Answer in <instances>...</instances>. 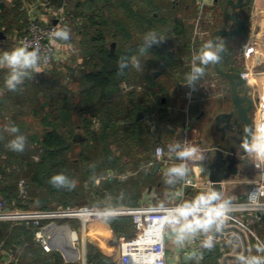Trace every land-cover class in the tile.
Instances as JSON below:
<instances>
[{"label": "trees", "instance_id": "16d2710c", "mask_svg": "<svg viewBox=\"0 0 264 264\" xmlns=\"http://www.w3.org/2000/svg\"><path fill=\"white\" fill-rule=\"evenodd\" d=\"M49 2L56 7H65L67 22L61 27L68 26L74 40L78 39V59L82 63L70 73L56 64L38 83L25 81L16 91H8L7 96L0 97V155L3 153L0 156L3 169L0 172V197L7 205L21 209H29L35 203L40 205L36 209L41 210L54 209L56 205L74 206L82 202L78 198L90 196L95 199L93 204H100L99 207L138 205V187L143 185V180L137 178L132 183L118 177H106L102 187H98L96 178L107 176L109 170L115 174L126 172L124 156L148 154L154 135L151 129L159 126L160 118H165L166 109H162L157 98L153 77H146L143 71L137 72L132 65V59L141 56L139 49L144 44V34L153 29L158 31L161 20L153 14L145 16L139 0H67L65 5L63 0ZM22 7L19 0L0 18L5 33L13 39L24 35L31 23ZM12 14L24 24L8 20ZM165 52L161 44H153L146 55L150 54V58L157 61L164 58ZM121 59L128 62V67L118 74L117 61ZM182 63L186 64L185 61ZM5 80L3 77V83ZM9 101L11 110L17 107L23 111L11 117L12 111L7 109ZM29 104L35 115L44 113L42 123L46 129L42 137L29 136L42 150L40 160L36 162L26 150L23 153L9 150L7 145L13 134L4 131L7 126L4 123L8 122L22 134L24 127L19 126V122ZM140 111L145 112L147 119L137 120ZM78 128L82 129L84 138L73 141ZM75 147L79 150L73 154ZM142 164L141 160H134V165ZM28 168L32 176L28 182L25 180V192L22 193L20 181L23 176L20 173ZM73 168L82 172L86 182L83 191L77 187L78 183L75 188L70 187L76 178ZM61 172L67 177L68 184L53 187L49 183L51 176ZM29 183L46 187L49 198L31 192ZM50 200L56 205H50ZM105 220L118 237L126 234L130 239L136 234L130 233L133 231L130 217ZM35 232L33 226L0 223V238H5L7 248L19 255L21 264H24L23 257L25 264H67L58 250L45 251L36 241ZM87 263L119 264L117 259L102 254L92 244L88 246Z\"/></svg>", "mask_w": 264, "mask_h": 264}, {"label": "crops", "instance_id": "0c3cea01", "mask_svg": "<svg viewBox=\"0 0 264 264\" xmlns=\"http://www.w3.org/2000/svg\"><path fill=\"white\" fill-rule=\"evenodd\" d=\"M17 1L19 0H0V18L3 16V13L11 11ZM20 1L23 3L22 9L28 20L35 19L43 24L54 23L57 20L56 10L59 6L56 7L50 4L49 0ZM63 1L65 5L67 0ZM139 1L141 3L140 10L145 16L153 14L157 19L161 20L158 23V32L165 36V41L161 43L162 48L166 49V52L163 53V59L153 61L150 58V54L136 56L135 58L141 61L142 71L145 72L143 75L153 77V81L156 83L155 92L157 98L160 101L162 109H166V115L165 118L159 119L158 130L153 135L150 152L137 156H124L123 161L127 164L126 172L115 174L113 170H109L107 176L111 179L118 177L119 180L124 182L130 180L132 183L137 178L143 180V185H139L138 187L140 194L138 205L152 204L160 206L180 200L184 176L178 177L168 174L170 167L183 164L180 158L166 164L157 162L155 157L157 145L162 144L165 150L169 152L173 150V142L184 133L185 129L188 128L190 131H193L192 137L197 141L198 152L194 158H191V163L198 166L205 180H208L207 175L202 170V161L206 157L210 143L213 140L211 132L215 117L223 111H228L230 108L231 88L227 79L215 71L213 64L201 65L198 59H195V62L191 61L198 56L202 45L206 41H212L211 37L203 40L195 38L196 19L200 5L199 0ZM225 1L210 0L208 3L207 11L211 12L214 18V22L209 24L211 33L217 29L237 27V24H234L225 15ZM135 7L137 8V6ZM230 11L240 17L246 25L240 33L234 36L220 37V41L226 49V57L219 63V66L224 70H232L243 75L246 84L240 90L244 91L245 88H248L256 106L264 104V47L262 46V41L264 40V0H251L246 6L240 9L230 8ZM14 17L12 14L8 17V20H13L18 25L24 24L23 20ZM1 25L3 24L0 21V52L18 47L19 45L13 41L14 39L11 35L5 33V27ZM143 30H147V28L145 27L144 29L143 27ZM77 42L78 39L75 38L74 40V37L72 38L70 35L69 41L66 43L68 46H71L73 43L75 45L78 44ZM77 46L79 47V45ZM233 51H240L241 53L242 66L240 68H237L235 64L230 62ZM61 59L63 61L62 69L67 73H70L72 69L82 63V60L71 57L69 52L62 54ZM172 60L173 63L175 62L174 65L170 62ZM182 61H186L188 66L187 64L184 65ZM38 64L39 71L32 69L25 70L22 83L25 81L38 83L53 68L45 67L40 55ZM193 66L203 67L204 74L193 84L189 85L185 77L191 72ZM10 73L11 69L0 67V83L2 82L1 84H3L0 87V97L7 96L9 90L5 88L2 79L3 77L7 79ZM213 76L216 78L221 77L225 80L224 86L225 88L228 86L230 89V97L227 91H222V94H219V96H208L210 94L204 82L213 78ZM67 81L66 79L65 83ZM144 113L141 111L137 113L138 121L145 119L146 114ZM79 129L81 128L77 130ZM73 141L75 140L73 139ZM238 153H241V149L238 150ZM244 154H246V151L242 155L238 154V156L240 159L246 161L247 156ZM0 156H3V153ZM134 160H141L143 162L142 166L134 165ZM245 161L244 165L246 164ZM157 164H160L159 168H157ZM193 166L191 165L187 169L192 172ZM245 177L244 171H241L235 178L226 180L224 182V198L231 195L233 193L232 190L235 191L234 188L241 185V181ZM253 180L252 178L250 181L253 182ZM188 192L189 195L186 201L191 202L197 195L203 194L204 190L199 189L196 191L189 189ZM241 192L240 197L238 194L232 195L244 198L246 196L245 191ZM189 220H191V217H189ZM131 223L133 231L131 230L130 233L134 234L135 226L132 221ZM184 223L185 221L181 218L179 223H175L173 220L168 226L166 243L168 264H238L241 258L251 259L253 256H261L260 252L256 250L259 244L255 237L245 235L242 232H229L226 235L227 237L220 241L213 239L214 246L211 249L204 248L202 245L203 241L207 239V233L219 235L221 229L225 231L229 230L227 227L223 228L219 221L213 224L207 233L199 232L194 237L186 239L182 244L177 243V230ZM256 231L260 236L264 237V226H256ZM88 237L90 244L95 246L102 254L117 259L118 263L121 264V243L127 239L128 236L126 234L119 237L116 236L109 223L106 220H100L90 224ZM58 251L62 254L67 264L74 262V260H69L61 250ZM12 258L15 261H12ZM0 264H21L19 255H16L7 248L5 238H0Z\"/></svg>", "mask_w": 264, "mask_h": 264}, {"label": "built area", "instance_id": "2783aa9c", "mask_svg": "<svg viewBox=\"0 0 264 264\" xmlns=\"http://www.w3.org/2000/svg\"><path fill=\"white\" fill-rule=\"evenodd\" d=\"M210 0H199V13L196 19L195 38L208 39L211 37L209 24L214 22L211 12L207 11ZM58 23L43 24L32 19L26 33L14 38L17 45H24L30 50H37L45 67L51 68L56 58L60 55V42L53 38L52 30L60 28L67 22L65 7L56 10ZM264 47V40L262 41ZM1 49V43H0ZM195 62V58L191 60ZM243 76V75H242ZM244 78V76H243ZM245 79V78H244ZM126 88L128 86L125 85ZM256 125H264V104L256 106L254 117V132ZM192 132L185 129L182 136L173 142V150L167 152L162 144H158L155 157L159 163L176 161L179 153L188 147L196 146L197 141L192 137ZM160 150V151H158ZM251 155L255 162V178L251 183L244 198L233 195L227 214L222 217V227L219 235L207 233L206 238L220 241L226 238L229 232H242L245 235L255 237L259 245H264V237L256 231V226H264V161L255 158V154L246 151L245 156ZM183 164L188 168L193 166V171H187L181 186V198L165 205L141 204L137 206H57L50 210L21 209L7 205L0 197V223L12 222L15 225L33 226L36 228V241L47 252L59 250V246L70 244L77 253L76 259H83L87 263L90 224L94 221L105 220L110 217H130L135 226V236L121 243V264H168L167 229L175 219L172 213L182 206L189 195V189L204 190L208 192L211 182L205 180L198 166L191 163V159L185 158ZM20 190L25 192V180L20 182ZM225 193V188H224ZM222 200H228L222 195ZM202 214V213H201ZM200 214V215H201ZM74 221L77 224H71ZM264 257V253H261ZM249 259V258H247ZM12 261H15L12 258ZM18 261V260H17ZM238 264H242L240 261Z\"/></svg>", "mask_w": 264, "mask_h": 264}, {"label": "clouds", "instance_id": "9594fccd", "mask_svg": "<svg viewBox=\"0 0 264 264\" xmlns=\"http://www.w3.org/2000/svg\"><path fill=\"white\" fill-rule=\"evenodd\" d=\"M71 34V29L68 26H63L51 31L50 35L57 41L68 42ZM144 44L139 49L141 55L147 53V49L153 45H159L165 41V36L157 30H149L143 36ZM220 49L215 47L211 40L206 41L197 57L201 65L215 64L220 59ZM39 54L33 49L29 50L23 44L14 47L11 50L0 52V67H7L11 69V73L4 82V86L9 91H16L17 86L22 83V77L25 75V70L32 69L39 71ZM132 65L137 72L142 71V64L139 59L135 57L132 59ZM128 67V62L124 60L117 61L118 74L122 73ZM204 74V68L200 66H193L191 72L185 77L186 82L191 85L200 76ZM14 134L13 138L8 142V149L23 153L26 148V137L19 133V129L15 126H10L7 129ZM246 151L255 154V158L264 161V125H256L252 140L245 145ZM160 151V150H158ZM198 149L195 146L186 148L179 153L181 160L194 158L197 155ZM186 165L180 164L170 167L169 175L183 177L187 173ZM49 183L53 187H60L68 184L67 177L61 172L51 176ZM75 188V182L70 185ZM230 202L222 200L221 193L211 189L206 193L197 195L191 202H185L182 206L175 209L172 216L175 218L174 222L179 223L182 218L185 223L177 230V243H183L186 239L194 237L199 232L207 233L217 221L227 214ZM203 214L202 218L200 214ZM191 217V220H189ZM204 248L211 249L213 239L208 236L203 241ZM257 252L264 253V245L257 246ZM242 264H264V257L253 256L251 259L241 258Z\"/></svg>", "mask_w": 264, "mask_h": 264}, {"label": "water", "instance_id": "95a60500", "mask_svg": "<svg viewBox=\"0 0 264 264\" xmlns=\"http://www.w3.org/2000/svg\"><path fill=\"white\" fill-rule=\"evenodd\" d=\"M251 0H226L224 3L225 15L234 23L237 24L235 28L217 29L212 35L214 46L220 49V59L213 64L215 71L227 79L231 88V105L228 111H223L215 117L212 127V142L207 151L206 157L202 161V170L207 175L211 182V189H214L224 194V182L235 178L241 171L240 164L243 159H240L238 154H243L245 145L252 140V126L249 111L254 102L248 88L241 91V87L246 84L245 79L240 73L232 70L227 71L219 66V63L226 57V49L220 41V37L234 36L240 33L244 27L245 22L232 13V9H240L250 3ZM58 20L53 24H57ZM115 43L113 44V47ZM220 135H219V134ZM230 138V140H228ZM75 141H80V135L74 137ZM238 148L242 149L238 153ZM160 164H157V168ZM3 169L0 167V171ZM203 214H201V217ZM65 256L69 260H76L77 253L70 244H63L59 246Z\"/></svg>", "mask_w": 264, "mask_h": 264}, {"label": "rangeland", "instance_id": "374dc122", "mask_svg": "<svg viewBox=\"0 0 264 264\" xmlns=\"http://www.w3.org/2000/svg\"><path fill=\"white\" fill-rule=\"evenodd\" d=\"M73 37L74 36H72V38ZM77 45L78 44L75 45V43H73V44H71V46L70 45L68 46V44L66 42L61 41L60 42V47H61L60 55L56 58V60L53 63L52 67H54L56 64L59 65V66H62L63 61H62L61 57H62V54L66 53V52H69L71 54V57L79 58L80 57V54H79L80 52H79V47ZM186 61H185V63L187 64ZM230 62L233 63V64H235V66H237V68H240L242 66L241 65V53H240V51H233L232 52V54H231V61ZM187 66H188V64H187ZM75 68H78V66H76ZM204 85H206L207 90H208V93L210 94L208 96H217V95L219 96V94H222V91L223 92L224 91H227V94L230 97V89L228 88V86L225 88V86H224L225 85V80L222 79L221 77L220 78L219 77L216 78L215 76H213V78L205 81L204 82ZM211 85H214V86L211 87ZM11 106L12 105H11V103L9 101L8 106H7L8 107L7 109H10L11 110V108H12ZM31 106L32 105L29 104L27 106V109H26L25 113L23 115H21V120L19 122V126H23L24 127L23 132H22V135H24L26 137V141L27 142L29 141L28 143H26L25 150L27 151V153L29 155H31L30 158L31 159H34L35 162H36V161H39L40 160V153L42 152V150L40 149V145L39 144L34 143L33 141H31L29 139V136L30 135H35V136L42 137V135L44 134V132H45L46 129H45V126L42 123V119L44 117V113H41L38 116L35 115L33 113V110L31 109ZM11 111H12V113H11V117H12V116H15V115L19 114L23 110H21L19 108L17 109V107H15ZM255 111H256V107H255V109L252 112L253 119L255 117ZM4 125H7L6 128H4V131H7L6 133L12 134V133H10L7 130L9 128V126H10L9 123L6 122V123H4ZM157 127L158 126L156 125L155 127H153L151 129V131H153V133H156L157 130H158ZM76 135H80L81 139L84 138V136H82L83 135V131L81 129H79V130L76 131L74 137ZM181 136H182V134L179 137H181ZM179 137L176 138V140L179 139ZM172 147L174 148L173 144H172ZM77 150H79V148L78 147H75L74 150L72 151V153L73 154L76 153ZM247 159L245 161L246 164L243 165V169H244L243 171H244V174L246 175V177L244 179H242V181H241L242 184L241 185H239L236 188H234L235 191L232 190L233 191L232 194H238L239 197H240V193H242L241 191H245V194H247L248 189H249V187L251 185V182H252L250 180H252V178L254 179V175H255V162H254V158H252V156L249 154L248 157H247ZM73 172L76 173L75 183H78L77 187L79 188L80 191H83L84 186H86V182L83 181L82 172H80V171L77 172L75 168H73ZM28 173H30L29 174L30 175L29 177H28ZM20 175L23 176V177H21L22 178L21 181L22 180H26L28 182V180L32 176V173L30 171V168H28L23 173H20ZM106 177H108V176L105 175L103 177L96 178L97 179L96 180V183H97L98 187H102V183H103V181H105V178ZM244 180H246V181L244 182ZM29 184H30L29 185L30 190H32L31 192L34 191L35 193H38V194H40L43 197L49 198L50 195H49V192L46 189V187L43 186L42 188H39V187H37L36 184H33V185L31 183H29ZM31 185H32V187H31ZM232 194L229 195V196H227V199H228L227 201H230L231 197L233 196ZM78 199H79V201H82V202L79 203V204H75L74 206H81V205H83V206H86V205L87 206H94V205L99 206L100 205V204H98V205L97 204H93L94 203L93 201L95 199L93 197H91V196L87 198L88 200L86 198H84V197H80ZM49 204L52 205V206L53 205H56L55 202L54 201H51V200L49 201ZM30 206H31V208L36 209V208H39L40 205H38V203H35L33 205H30ZM56 206H58V205H56ZM9 223H11L13 226H15V224H13L12 222H9ZM261 237H262V235H261ZM22 261L25 264L26 263V258L23 257V260ZM72 264H84L83 263V259H76V260H74V262H72Z\"/></svg>", "mask_w": 264, "mask_h": 264}, {"label": "flooded vegetation", "instance_id": "af4514ba", "mask_svg": "<svg viewBox=\"0 0 264 264\" xmlns=\"http://www.w3.org/2000/svg\"><path fill=\"white\" fill-rule=\"evenodd\" d=\"M254 100V99H253ZM255 107H256V104H255V101L253 102V104H252V107H251V109H250V111H249V117L251 118V126H252V136H253V133H254V119H253V117H252V112H253V110L255 109ZM219 134V133H218ZM220 135V134H219ZM228 140H230V138L228 139ZM238 149H240V148H238ZM242 150V149H241ZM244 161L245 160H243V162L240 164V167L242 166V165H244L243 163H244ZM241 170L240 171H243V167L242 168H240Z\"/></svg>", "mask_w": 264, "mask_h": 264}]
</instances>
